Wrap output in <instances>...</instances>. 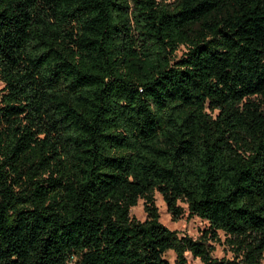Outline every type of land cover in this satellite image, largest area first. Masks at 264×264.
<instances>
[{
	"label": "trees",
	"instance_id": "1",
	"mask_svg": "<svg viewBox=\"0 0 264 264\" xmlns=\"http://www.w3.org/2000/svg\"><path fill=\"white\" fill-rule=\"evenodd\" d=\"M0 85V264H260L264 0H0Z\"/></svg>",
	"mask_w": 264,
	"mask_h": 264
},
{
	"label": "rangeland",
	"instance_id": "2",
	"mask_svg": "<svg viewBox=\"0 0 264 264\" xmlns=\"http://www.w3.org/2000/svg\"><path fill=\"white\" fill-rule=\"evenodd\" d=\"M183 51L184 49L179 47L175 53L174 59L177 60ZM152 197L153 205L158 215V222L162 226H164L169 231L176 232L177 236H185L193 241H198V237L201 235V232L207 228V224L204 221L199 220L197 217L189 216L186 211V206L183 203H178V205L183 210V214L176 221H171L160 196L154 192ZM129 216L138 222H142L145 219V214L142 210V200H138L136 205L129 209ZM206 245L210 248V256L212 258L223 260H230L232 258L221 233H218L216 241L212 242L207 240ZM162 257L169 264H175L174 254L171 251L165 252ZM183 259L185 261L184 264H201L198 259L193 258L188 253L183 254ZM260 264H264V254Z\"/></svg>",
	"mask_w": 264,
	"mask_h": 264
}]
</instances>
